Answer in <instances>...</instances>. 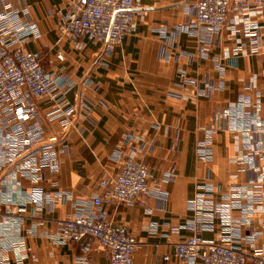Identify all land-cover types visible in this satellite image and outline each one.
Segmentation results:
<instances>
[{
  "label": "crops",
  "instance_id": "obj_1",
  "mask_svg": "<svg viewBox=\"0 0 264 264\" xmlns=\"http://www.w3.org/2000/svg\"><path fill=\"white\" fill-rule=\"evenodd\" d=\"M193 1L138 0L135 31L103 51L89 41L76 50L58 30L70 0H0V53L40 52L43 70L70 83L39 100L44 132L29 160L14 157L17 122L0 123V264H110L89 235L53 237L79 213L133 235L132 264H182L175 245L194 234L247 252L264 246V9L250 16L257 45L237 3L209 40L192 32ZM19 24L32 29L21 42L1 30ZM65 101L76 109L63 127L48 115ZM126 157L146 165L148 191L94 205Z\"/></svg>",
  "mask_w": 264,
  "mask_h": 264
},
{
  "label": "built area",
  "instance_id": "obj_2",
  "mask_svg": "<svg viewBox=\"0 0 264 264\" xmlns=\"http://www.w3.org/2000/svg\"><path fill=\"white\" fill-rule=\"evenodd\" d=\"M232 3L241 6V29L257 45V27L251 22L250 16L264 9V0H194L189 5L195 18L192 32L202 34L209 40L214 39L228 21ZM139 7L138 0H70L60 12L58 30L76 50H82L85 41H89L99 44L103 51H112L135 31L132 20ZM3 28L2 32L10 33V38L19 42L32 34V29L24 24ZM8 38L5 40H10ZM39 57L40 52H28L20 48L0 53V123L10 120L17 122L10 127L18 141L12 144L21 147L14 157L22 160H29L37 151L30 147L38 143L44 132L40 123L39 100H52L70 86L60 73H46L39 63ZM56 58L63 61L60 53ZM54 107L55 113L48 115V119H58L65 127L74 115L75 105L65 101ZM19 122L27 128H23ZM49 140L53 141L55 137ZM147 191L146 165L138 159L126 157L109 190L101 197H95L92 202L99 205L103 200H112L132 204ZM40 194L39 189H33L30 202L37 203ZM13 209L11 204H4L5 215L13 214ZM207 209L212 208L208 205ZM87 235L93 237L106 252L110 264H132V254L137 245L135 237L123 227H112L100 216L79 213L66 217L59 222L53 237L63 244H73ZM174 253L182 264H264V246L247 252L232 245L208 244L199 234L177 242Z\"/></svg>",
  "mask_w": 264,
  "mask_h": 264
}]
</instances>
